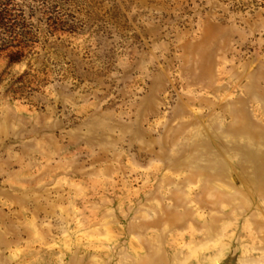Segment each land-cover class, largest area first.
I'll return each instance as SVG.
<instances>
[{
  "label": "rangeland",
  "instance_id": "1",
  "mask_svg": "<svg viewBox=\"0 0 264 264\" xmlns=\"http://www.w3.org/2000/svg\"><path fill=\"white\" fill-rule=\"evenodd\" d=\"M0 264H264V0H0Z\"/></svg>",
  "mask_w": 264,
  "mask_h": 264
}]
</instances>
